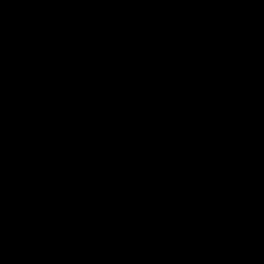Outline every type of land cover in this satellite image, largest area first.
<instances>
[{"label":"water","instance_id":"1","mask_svg":"<svg viewBox=\"0 0 264 264\" xmlns=\"http://www.w3.org/2000/svg\"><path fill=\"white\" fill-rule=\"evenodd\" d=\"M0 264H264V0H0Z\"/></svg>","mask_w":264,"mask_h":264}]
</instances>
